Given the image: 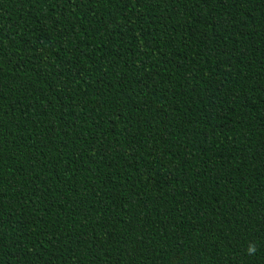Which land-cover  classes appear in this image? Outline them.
I'll return each mask as SVG.
<instances>
[{"label": "trees", "instance_id": "1", "mask_svg": "<svg viewBox=\"0 0 264 264\" xmlns=\"http://www.w3.org/2000/svg\"><path fill=\"white\" fill-rule=\"evenodd\" d=\"M0 264H264V0H0Z\"/></svg>", "mask_w": 264, "mask_h": 264}, {"label": "clouds", "instance_id": "2", "mask_svg": "<svg viewBox=\"0 0 264 264\" xmlns=\"http://www.w3.org/2000/svg\"><path fill=\"white\" fill-rule=\"evenodd\" d=\"M247 251H248L249 253H252V252L255 251V249H254L252 246H249L248 249H247Z\"/></svg>", "mask_w": 264, "mask_h": 264}]
</instances>
